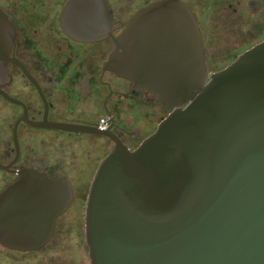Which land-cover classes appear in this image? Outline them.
<instances>
[{
    "label": "water",
    "instance_id": "water-1",
    "mask_svg": "<svg viewBox=\"0 0 264 264\" xmlns=\"http://www.w3.org/2000/svg\"><path fill=\"white\" fill-rule=\"evenodd\" d=\"M160 5L177 10L176 36L159 25ZM113 45L105 68L173 108L138 148L125 146L113 128L23 117L27 125L115 142L88 195L92 263L264 264V41L209 74L198 24L173 1L137 13ZM21 175L48 182L49 197L58 196L62 181ZM19 189L26 187H12L4 200Z\"/></svg>",
    "mask_w": 264,
    "mask_h": 264
},
{
    "label": "flooded vegetation",
    "instance_id": "flooded-vegetation-1",
    "mask_svg": "<svg viewBox=\"0 0 264 264\" xmlns=\"http://www.w3.org/2000/svg\"><path fill=\"white\" fill-rule=\"evenodd\" d=\"M173 1L198 24L209 74L264 41V0H0V264H93L88 195L115 142L96 133L27 125L23 117L113 128L125 146L138 148L173 108L105 63L113 39L137 13ZM159 9V25L171 34L174 28L176 36L177 10ZM92 166L87 182L82 175ZM25 171L62 181L53 190L58 196L49 197L46 181H21ZM15 186L26 190L4 200ZM84 186L88 192L80 197L75 189Z\"/></svg>",
    "mask_w": 264,
    "mask_h": 264
},
{
    "label": "rangeland",
    "instance_id": "rangeland-1",
    "mask_svg": "<svg viewBox=\"0 0 264 264\" xmlns=\"http://www.w3.org/2000/svg\"><path fill=\"white\" fill-rule=\"evenodd\" d=\"M95 153V151L93 152V154ZM98 154H101V152L97 151ZM92 165L94 166V163H92ZM93 166L91 168L90 171L88 172H85L82 176H83V180L89 182L92 180V176H93V173H94V170H93ZM75 191H77V194L78 193H81L82 196L80 197H83L85 195V193L88 192V187L87 186H84V187H78L77 189H75Z\"/></svg>",
    "mask_w": 264,
    "mask_h": 264
},
{
    "label": "built area",
    "instance_id": "built-area-1",
    "mask_svg": "<svg viewBox=\"0 0 264 264\" xmlns=\"http://www.w3.org/2000/svg\"><path fill=\"white\" fill-rule=\"evenodd\" d=\"M104 126H105V124H103V123L100 125L101 128H103Z\"/></svg>",
    "mask_w": 264,
    "mask_h": 264
}]
</instances>
